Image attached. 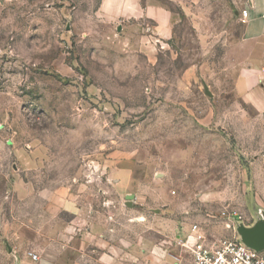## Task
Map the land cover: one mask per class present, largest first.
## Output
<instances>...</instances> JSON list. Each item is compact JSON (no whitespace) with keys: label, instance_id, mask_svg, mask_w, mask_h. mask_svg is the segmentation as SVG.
Masks as SVG:
<instances>
[{"label":"rangeland","instance_id":"1","mask_svg":"<svg viewBox=\"0 0 264 264\" xmlns=\"http://www.w3.org/2000/svg\"><path fill=\"white\" fill-rule=\"evenodd\" d=\"M162 1L179 15L174 38L146 21L121 39L101 0H0V264L18 250L40 264L35 246L58 256L76 228L98 234L73 252L86 264H188L194 229L234 240L233 218L254 221L264 108L238 86L255 48L264 73V40L244 44L247 25L231 24L249 0L195 15Z\"/></svg>","mask_w":264,"mask_h":264},{"label":"crops","instance_id":"2","mask_svg":"<svg viewBox=\"0 0 264 264\" xmlns=\"http://www.w3.org/2000/svg\"><path fill=\"white\" fill-rule=\"evenodd\" d=\"M172 1L181 3L188 13L194 11L193 7L196 5L195 3L203 2V5L206 3V0ZM235 2L237 1L235 0L233 4L236 7L237 3ZM169 4V1L165 2L162 0H101L98 8V16L108 28L115 27L118 33H122L121 39L127 29L135 27L141 29L146 21L154 23L153 28L157 36L156 39H170L175 36L176 23L179 15L177 14V16L175 14ZM247 6L249 12L247 17H243L241 10H232L234 19L232 18L231 24L244 22L247 25V32L244 31L246 34H243L242 37L244 38L246 35L249 39H242V41L247 45H258L263 43L264 40L261 39L264 35V0H249ZM203 14L202 19L204 21L197 20L195 17L191 19L194 22V28L200 30L199 34L204 37V32H201V30L210 27L212 16H208L204 11ZM226 32H229V28H226ZM225 38L227 39L226 35ZM257 53V48H255L251 55L255 58L251 59L259 60L256 58ZM256 60L250 63L251 66L249 68L242 70V78L238 90L244 93L242 95L243 101L253 107L264 108V73L261 70L262 68H259L262 65H259L260 62H256ZM249 79L251 82L248 83ZM254 154L255 159L252 162L251 169L252 185L254 188L253 199L258 205L264 207V151H257ZM75 231L77 232L75 236L73 234H67L75 237L73 240L74 245L71 244L73 239L71 238L69 244L58 253V256H55L57 254L56 251L47 250L44 253V249L35 246L34 248L40 252L41 257L44 256L40 264H86L82 260L72 259L73 252H78L79 247H76V245L81 246L82 243H86L90 238L91 241L95 239V243L98 245V234L95 235L93 229L89 231L76 228ZM17 253L16 256L19 258L20 264H37V261L40 260H33L24 250H18Z\"/></svg>","mask_w":264,"mask_h":264},{"label":"built area","instance_id":"3","mask_svg":"<svg viewBox=\"0 0 264 264\" xmlns=\"http://www.w3.org/2000/svg\"><path fill=\"white\" fill-rule=\"evenodd\" d=\"M248 14V11L243 12L245 17ZM181 245L189 253L188 264H264V251L250 248L239 240L238 235L234 240L211 241L194 229L182 239ZM29 256L33 260L39 259L33 252H29Z\"/></svg>","mask_w":264,"mask_h":264},{"label":"water","instance_id":"4","mask_svg":"<svg viewBox=\"0 0 264 264\" xmlns=\"http://www.w3.org/2000/svg\"><path fill=\"white\" fill-rule=\"evenodd\" d=\"M205 92L212 96L209 87L205 85ZM135 198V194L126 195L127 204L131 207L132 200ZM254 208V221L248 225L243 220L234 218L235 231L239 237V240L257 251H264V207L258 205L254 199L252 202ZM15 264H20L16 259Z\"/></svg>","mask_w":264,"mask_h":264}]
</instances>
